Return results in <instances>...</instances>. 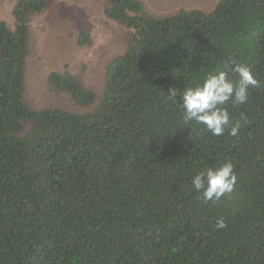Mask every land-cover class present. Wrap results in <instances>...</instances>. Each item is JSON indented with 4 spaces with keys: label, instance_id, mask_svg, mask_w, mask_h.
<instances>
[{
    "label": "trees",
    "instance_id": "1",
    "mask_svg": "<svg viewBox=\"0 0 264 264\" xmlns=\"http://www.w3.org/2000/svg\"><path fill=\"white\" fill-rule=\"evenodd\" d=\"M106 3L127 43L100 91L69 71L48 76L69 108L25 99L45 0H16L13 25L0 20V264H264V0L164 17L142 0ZM233 60L260 81L246 104L225 106L238 134L185 123L169 89L221 70L235 80ZM227 163L234 191L205 203L192 177Z\"/></svg>",
    "mask_w": 264,
    "mask_h": 264
},
{
    "label": "rangeland",
    "instance_id": "2",
    "mask_svg": "<svg viewBox=\"0 0 264 264\" xmlns=\"http://www.w3.org/2000/svg\"><path fill=\"white\" fill-rule=\"evenodd\" d=\"M219 0H142L148 13L164 17L181 9L209 11ZM46 11L32 18L25 99L35 109L50 105L69 108L62 95L49 92L52 72L69 71L96 91L101 90L105 66L122 53L127 29L105 14L106 0H45ZM16 0H0V20L14 23ZM91 44L79 45L80 35Z\"/></svg>",
    "mask_w": 264,
    "mask_h": 264
},
{
    "label": "clouds",
    "instance_id": "3",
    "mask_svg": "<svg viewBox=\"0 0 264 264\" xmlns=\"http://www.w3.org/2000/svg\"><path fill=\"white\" fill-rule=\"evenodd\" d=\"M231 71L237 79L229 78L226 71L210 73L202 83L188 86L179 92L169 89L168 99L175 100L179 95L183 110V120L203 124L213 136H231L238 134L240 125L233 126V119L226 105H244L249 99L250 88L259 87L260 81L246 64L233 60ZM237 183L234 166L231 163L220 167H208L198 171L191 179L192 187L201 193V199L207 203H216L222 197L230 195ZM227 227L223 218L217 219L215 228Z\"/></svg>",
    "mask_w": 264,
    "mask_h": 264
}]
</instances>
